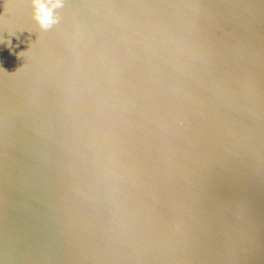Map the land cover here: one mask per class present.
Masks as SVG:
<instances>
[{"label": "water", "instance_id": "water-1", "mask_svg": "<svg viewBox=\"0 0 264 264\" xmlns=\"http://www.w3.org/2000/svg\"><path fill=\"white\" fill-rule=\"evenodd\" d=\"M0 0V264H264V0Z\"/></svg>", "mask_w": 264, "mask_h": 264}, {"label": "clouds", "instance_id": "clouds-1", "mask_svg": "<svg viewBox=\"0 0 264 264\" xmlns=\"http://www.w3.org/2000/svg\"><path fill=\"white\" fill-rule=\"evenodd\" d=\"M34 20L41 29L48 30L60 22L59 9L64 0H30Z\"/></svg>", "mask_w": 264, "mask_h": 264}]
</instances>
